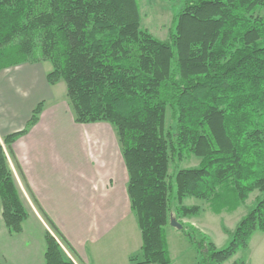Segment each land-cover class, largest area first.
I'll list each match as a JSON object with an SVG mask.
<instances>
[{
    "label": "trees",
    "instance_id": "1",
    "mask_svg": "<svg viewBox=\"0 0 264 264\" xmlns=\"http://www.w3.org/2000/svg\"><path fill=\"white\" fill-rule=\"evenodd\" d=\"M182 1L175 31L161 41L142 26L138 0H0V70L49 62L48 83L65 82L75 123L115 130L143 240L128 264H172L173 201L188 218L201 209L183 206L187 197L216 208L264 194V0ZM43 109L4 139L8 149ZM190 156L199 166L171 176V162ZM0 199L5 225L20 234L28 213L1 144ZM181 230L197 249L196 264H226L264 232V197L222 249L194 228ZM45 244V264H74L49 230Z\"/></svg>",
    "mask_w": 264,
    "mask_h": 264
},
{
    "label": "crops",
    "instance_id": "2",
    "mask_svg": "<svg viewBox=\"0 0 264 264\" xmlns=\"http://www.w3.org/2000/svg\"><path fill=\"white\" fill-rule=\"evenodd\" d=\"M49 72L45 63L0 70V144L28 213L14 234L0 199V264H45L50 228L43 213L70 246L74 264H128L141 256L143 240L120 145H84L93 125L75 123L67 90L58 96ZM40 103L37 124L8 149L4 139L23 131ZM98 125L108 133V124Z\"/></svg>",
    "mask_w": 264,
    "mask_h": 264
},
{
    "label": "rangeland",
    "instance_id": "3",
    "mask_svg": "<svg viewBox=\"0 0 264 264\" xmlns=\"http://www.w3.org/2000/svg\"><path fill=\"white\" fill-rule=\"evenodd\" d=\"M141 7L142 26L147 29L155 38L166 41L170 34L175 31V17L183 7L182 0H138ZM45 67L52 71V65L45 62ZM55 92L58 96L66 97V84L60 81L56 85ZM108 133L105 135L100 131L98 124H93L91 133L87 134L84 145H119L115 130L108 126ZM175 123L172 119L171 110H168L166 119V131H174ZM200 159L195 156L184 158L183 161L174 160L170 165V175L174 176L178 169L197 168ZM264 197V194L255 191L245 203L238 206H222L213 208L211 202L196 198L187 197L183 206L200 207V213L194 217L182 218L176 213L179 207L177 201L172 203V218L166 227V238L172 260V264H196L198 252L195 245L188 239L185 232L173 226L172 220L186 227L196 229L206 236L218 249L226 247L231 239V233L235 230L240 220L246 216L257 204V200ZM134 221L138 227V221L133 214ZM237 261H245L246 264H264V232H256L247 249L240 251L226 264Z\"/></svg>",
    "mask_w": 264,
    "mask_h": 264
},
{
    "label": "built area",
    "instance_id": "4",
    "mask_svg": "<svg viewBox=\"0 0 264 264\" xmlns=\"http://www.w3.org/2000/svg\"><path fill=\"white\" fill-rule=\"evenodd\" d=\"M51 232V231H50ZM51 234L54 236V238L56 239V241L58 242V244L60 245V247L62 248V250L64 251V253L66 254V256L73 262L75 263V260L73 258V256L70 254V252L67 250V248L65 247V245L62 243V241L53 233L51 232Z\"/></svg>",
    "mask_w": 264,
    "mask_h": 264
},
{
    "label": "water",
    "instance_id": "5",
    "mask_svg": "<svg viewBox=\"0 0 264 264\" xmlns=\"http://www.w3.org/2000/svg\"><path fill=\"white\" fill-rule=\"evenodd\" d=\"M172 224L174 227H176L179 230H181L183 228V226L181 224H179L176 220H172Z\"/></svg>",
    "mask_w": 264,
    "mask_h": 264
}]
</instances>
